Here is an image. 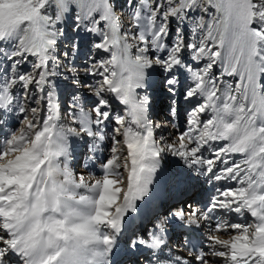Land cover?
Instances as JSON below:
<instances>
[{
    "label": "snow or ice",
    "instance_id": "obj_1",
    "mask_svg": "<svg viewBox=\"0 0 264 264\" xmlns=\"http://www.w3.org/2000/svg\"><path fill=\"white\" fill-rule=\"evenodd\" d=\"M0 264H264V0H0Z\"/></svg>",
    "mask_w": 264,
    "mask_h": 264
},
{
    "label": "bare ground",
    "instance_id": "obj_2",
    "mask_svg": "<svg viewBox=\"0 0 264 264\" xmlns=\"http://www.w3.org/2000/svg\"><path fill=\"white\" fill-rule=\"evenodd\" d=\"M153 79L156 81V83L154 84V87L152 89L153 108H152L151 116H152V118H154L153 120H155V121L166 122L170 119L169 108H168V112H165L164 114H162L163 116L161 115V113L158 112V109H159V107H161V105H163V103L165 104V102H161V98L168 95V94L164 90L163 86L159 83L160 77L155 76V77H153ZM69 90H71V89L69 88ZM162 101H163V99H162ZM183 107H184V105H183V102L181 101V110L183 109ZM156 112H158V114H156ZM158 117H160V118H158ZM178 120H179V123L181 124V128L179 130H183L182 117L178 118ZM172 132H173V128L171 126H169L166 129H162L160 132L157 133V135L159 136V135L163 134V136L165 138H167L168 136H170L172 134ZM105 155H106V153H105ZM168 159H169V161H171L173 158L169 157ZM77 164H78V160H74L73 166L76 168V170L78 172L84 170L81 165H77ZM172 166L174 167V165H172ZM96 171L97 172L99 171L98 168L96 169ZM208 187L209 186H204V188L198 189L200 194L202 195V197L206 196ZM159 195H160V199L157 202L160 204L161 211H163L164 208L175 203V201L173 199H170V196L172 195L171 192L162 190Z\"/></svg>",
    "mask_w": 264,
    "mask_h": 264
},
{
    "label": "rangeland",
    "instance_id": "obj_3",
    "mask_svg": "<svg viewBox=\"0 0 264 264\" xmlns=\"http://www.w3.org/2000/svg\"><path fill=\"white\" fill-rule=\"evenodd\" d=\"M69 91H71V90H69V89L66 90V92H69ZM162 99H163V101H162ZM161 102H165V104L163 103V105H161V107H159L158 112L161 113V114H164L165 112H168V108H169V104H170V98H169V96L166 95V96L162 97L161 98ZM158 112H156V114H158ZM152 119H154V118H152ZM77 165H81L80 161L78 162Z\"/></svg>",
    "mask_w": 264,
    "mask_h": 264
}]
</instances>
